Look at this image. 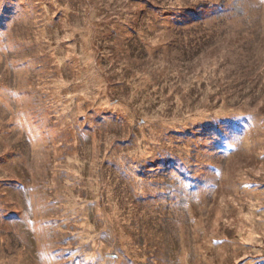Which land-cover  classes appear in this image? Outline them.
<instances>
[{"label":"rangeland","instance_id":"374dc122","mask_svg":"<svg viewBox=\"0 0 264 264\" xmlns=\"http://www.w3.org/2000/svg\"><path fill=\"white\" fill-rule=\"evenodd\" d=\"M0 264H264V0H0Z\"/></svg>","mask_w":264,"mask_h":264}]
</instances>
